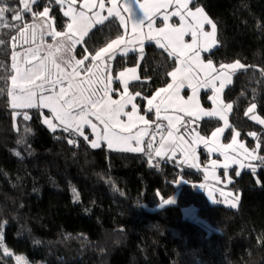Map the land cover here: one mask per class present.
<instances>
[{"label":"trees","instance_id":"trees-1","mask_svg":"<svg viewBox=\"0 0 264 264\" xmlns=\"http://www.w3.org/2000/svg\"><path fill=\"white\" fill-rule=\"evenodd\" d=\"M0 3L17 7L18 0ZM194 5L202 6L217 24L219 44L211 56L215 63L239 60L245 65L224 97L233 104L232 129L250 143L248 133L256 131L264 156V126L245 114L255 103L254 113L264 119V0H194ZM51 15L60 27L68 19L58 5L52 6ZM6 18L20 24L11 21L10 13ZM30 20L25 15V22ZM94 32L88 41L92 49L118 34L99 25L86 39ZM15 34L0 28L5 40L0 77L14 74L10 37ZM144 48L141 62L132 53L117 56L114 64L121 69L140 63L142 81L148 80L132 86L149 96L171 80L167 73L176 61L154 43ZM0 87L5 89L0 91V264H16L4 248L24 255L30 264H264V167L259 160L255 173L246 171L232 184L241 190L237 209L210 205L193 184L202 180L193 168L174 161L150 163L144 154L92 148L83 137L52 132L37 109L13 110L3 79ZM14 111L29 112L31 120L15 117ZM43 112L51 115L48 109ZM211 120L200 126L202 132L210 134L220 126ZM28 126L31 132L25 134ZM174 194L177 204L160 207ZM193 206L201 223L183 215V208Z\"/></svg>","mask_w":264,"mask_h":264},{"label":"snow or ice","instance_id":"snow-or-ice-1","mask_svg":"<svg viewBox=\"0 0 264 264\" xmlns=\"http://www.w3.org/2000/svg\"><path fill=\"white\" fill-rule=\"evenodd\" d=\"M110 7L105 12V0H83L81 10L77 11L75 5L77 0H18L17 7H12L7 3H0V28H8L10 31H15V35L10 37V43L13 48L11 54V70L14 74L0 77L4 80L6 86V96L9 99L10 107L13 110L23 109H37V116L41 123L52 131L56 132L58 129L70 134H76L85 141H88L92 148L101 147V141L106 143L108 149L127 152H145V147L150 151L145 152L149 157V162L155 157H163L166 153L163 151V139L158 148H153V141L156 135H165L161 132L162 128L169 129L166 133L167 137H172L171 129L176 128V124H182L184 132L181 133L177 139L181 142L183 159L178 163H187L189 167L198 168L197 154L194 145L203 142L209 153L217 150L212 143L214 142L218 147H222L224 152L233 149L237 145L236 137L240 136L239 131H234L231 143L226 145H219V138L224 133L225 129L230 128L226 112L231 111L233 105L231 103H223L220 100V93L225 87L226 83L231 82L229 72H234L237 69L245 68V65L239 61L234 63H222L217 67L211 58L214 55L213 49L219 44L217 39V24L208 16L204 8L199 5L189 7L194 4V0H144L140 3L139 0H108ZM58 5L63 10V16L69 17L67 22V31H56L54 27L55 17L50 15L52 5ZM133 5H138L139 11L142 13L138 15L134 10ZM175 5V10L171 13L172 16H178L180 20L179 26L166 25L159 29H154L155 20L154 15L159 12L161 8H168ZM83 9H87L84 11ZM96 9V11H93ZM10 13L11 21H18L20 24H11L6 18V14ZM90 13V15H89ZM127 14V16L125 15ZM25 15L32 19V23L25 22ZM168 15H164L163 20L167 21ZM145 20L148 21V32H143ZM108 22L107 25L105 22ZM131 22V28H129ZM205 24L210 26L209 31L204 30ZM101 25L104 27L113 28L118 34L115 38H109L98 49L89 51L88 43L84 38L89 35V32ZM123 32H120V29ZM31 30V35H26ZM103 30L102 28L97 31ZM190 34L192 36L191 43H185L184 36ZM37 35L41 41L45 35L55 38H65L53 46L48 45L46 49H42L40 45L36 47H28L24 52H16L18 42L22 44L35 43ZM96 33H92L89 41L94 38ZM155 40L156 45L168 54L169 57L179 62L180 67H175L174 70L167 73L172 77V83H168L166 87L155 91V94L149 98L141 91L135 90L130 93L128 88V74H131V79L142 81V78L137 75L139 63L135 67L126 68L119 71L116 79L123 82V90L119 87L113 89L111 87L113 75L111 61L116 59V53L119 50L120 54L126 56L129 51V44L137 43L138 48L132 49L139 51V60H143L144 40ZM5 44V40L0 39V46ZM81 45V59H75L71 55L75 46ZM123 46V47H122ZM41 51L45 52L41 56ZM201 52L209 53L207 59L201 58ZM24 56L23 63L30 65L28 67L20 66L18 57ZM89 61V65L82 69L89 75V80H78L77 77L81 74V69L78 66L84 65L85 61ZM35 61V62H34ZM195 65L197 71L193 72ZM118 67L120 64L118 63ZM5 66H0L3 68ZM71 68L70 72L66 69ZM93 69L96 71L93 72ZM94 77V79H93ZM148 80L147 77L144 81ZM10 81V85L8 84ZM65 81H67L65 83ZM216 81H219V87L216 86ZM59 85V87H58ZM87 85V86H85ZM98 85V86H93ZM189 87L192 90V95L184 100L179 96V92L184 87ZM199 86L211 87L214 95L211 97L217 108L213 110H205L201 107L197 98V88ZM138 87V86H136ZM0 87V91H4ZM115 92L119 95V99H112L110 93ZM162 94H166L162 96ZM137 97L147 101L148 111L155 109L156 119L161 118V110L165 112L168 109L175 108L176 111L184 112L188 117H194L188 121H183L181 117L175 118L170 115H165L164 120L168 124H157L152 136L149 138L147 145H144V136L149 131L144 128L138 132L133 133L132 129L139 123L149 125L153 123L145 118L144 115H139V105L135 103ZM161 98L155 105L153 101ZM177 101L181 103L177 104ZM131 105V111L126 112L125 108ZM257 105L255 103L247 109L246 115L250 119L264 125V119L258 115L253 114ZM48 109L51 112V117L44 115L43 109ZM15 116L22 115L24 121L31 120V115L27 111H14ZM124 115L128 120L122 121L120 117ZM89 117H95L99 124L103 126L102 131L96 123H93ZM202 117H218L223 121V127H215L211 132L210 137H206L199 132V121ZM56 121L57 123H53ZM196 124V127H191ZM87 125L95 134V139L89 141L88 135H85L84 126ZM119 129V131H116ZM19 130V129H18ZM25 134L31 132L30 126L25 127ZM124 133H129L124 135ZM252 137H256L255 132L248 133ZM188 136L189 140L184 137ZM135 140V146L130 141ZM68 143L77 144L78 142L69 139ZM187 145L188 147H183ZM239 148L243 149L244 158L253 161L259 160L260 166L264 167V156H259L256 149L260 148V143H257L255 148L251 151L245 147L241 142ZM223 154V153H222ZM19 155V153H17ZM175 154L169 155V159H174ZM228 157L225 156L224 163H219L217 160L211 161V164L216 167H229L227 163ZM235 162V160L233 161ZM156 166V165H153ZM248 167L253 173L256 167L252 164L243 165L241 168ZM241 171L234 172V176L239 177ZM227 176V173H225ZM219 182V178H217ZM228 183H232V178H227ZM187 183V181H184ZM256 183L260 184L259 178ZM195 186V185H194ZM204 187V185H200ZM75 191V190H73ZM221 196L230 197L231 200H219L213 198V203H229L232 208L238 207L240 201V194L237 192L224 193L221 189ZM210 197L212 192H209ZM175 201L171 199L163 200L162 205H170ZM3 240V235L0 233V241ZM4 254L11 255L7 248H4ZM17 261H22V257H16Z\"/></svg>","mask_w":264,"mask_h":264},{"label":"rangeland","instance_id":"rangeland-1","mask_svg":"<svg viewBox=\"0 0 264 264\" xmlns=\"http://www.w3.org/2000/svg\"><path fill=\"white\" fill-rule=\"evenodd\" d=\"M99 2V0H97V3ZM140 3H143L144 0H139ZM121 3H123V0H121ZM83 4V0H77V4L75 5L77 11L81 10V5ZM54 6V4L52 5ZM110 7V4L108 3V0H105V12L101 13L102 15H106V10L107 8ZM189 7H193L192 5H189ZM133 8L134 10L137 12L138 15H141L142 16V13L139 11V8H138V5H133ZM63 10H66V6H65V9ZM63 10H61L62 14H63ZM84 11H87V9H83ZM175 10V5H172L168 8H161L159 10L158 13H156L153 17V19L155 20V23L153 25V28L154 29H159L161 27H165L166 25H175V26H179L180 24V20H179V17L178 16H172L171 13ZM93 11H96V9H93ZM52 13V11H51ZM50 13V15H51ZM208 14V12H206ZM7 15V14H6ZM90 15V13H89ZM125 15L127 16V14L125 13ZM164 15H168L169 16V19L167 21H164L163 20V17ZM208 16L210 17V15L208 14ZM68 18L65 22V24L63 25V27H60L61 25V22H59L57 19H55V22H54V27H55V30L56 31H60V30H64V31H67V22H69L70 18L69 17H66ZM211 18V17H210ZM212 19V18H211ZM107 22V21H106ZM26 23H32V19L30 21H27ZM148 21L145 20V25H144V28H143V32L147 33L148 32ZM99 26V25H97ZM96 27H94L90 32H92L93 30H95ZM129 28H131V22H129ZM204 30L205 31H209L210 30V26L205 24L204 26ZM89 32V33H90ZM122 32H123V29H122ZM26 35H31V30H29V33H27ZM87 37L84 38L85 42L88 43V39H86ZM61 39H65V38H53L51 36H48V35H45L43 37V40L41 41L39 35H37V38H36V42L35 43H30V44H22V42H18L17 43V47L19 48V52H24V50L28 47H36L37 45H40V47L42 49H46L48 45H53L55 46L59 40ZM184 41L185 43H191L192 42V36L190 34H186L184 36ZM147 43H155V40H148L145 38L144 40V43H143V47L145 46V44ZM102 46V45H101ZM88 47H89V43H88ZM123 47V46H122ZM129 47V51L127 53L126 56H129L131 55L132 53H138L139 56H140V53L139 51H133L132 49L134 48H138L139 45L137 43H132V44H129L128 45ZM158 47V46H157ZM218 47V46H217ZM216 47V48H217ZM99 48V47H98ZM145 49V48H144ZM215 49V48H214ZM213 49V51H214ZM81 45L77 44L75 46V48L72 50V53L71 55L75 57V59H81ZM93 49L91 47H89V51H92ZM144 54V53H143ZM208 54L209 53H205V52H201V58L202 59H207L208 57ZM41 56H44L45 55V52L44 51H41L40 53ZM120 52L119 50L117 51L116 53V57L117 56H120ZM24 56H20L18 57V61L20 63V66L22 67H28L30 65H25L23 63L24 61ZM213 60V59H212ZM236 61H239V60H234V61H230L228 63H234ZM35 62V61H34ZM141 62V61H140ZM240 62V61H239ZM115 60L111 61V65H112V75H113V80H112V84H111V87L113 89H116L117 87H119V89L121 90V93H122V90H123V82L116 79V77L118 76V73L119 71H123L124 69L126 68H130V67H135L137 64L135 65H132V66H128V67H125V68H121V69H115ZM213 63L219 67V65L217 63H215V61L213 60ZM241 64H243L242 62H240ZM89 65V61H85V64L84 65H81V66H78L79 69H81V74L79 77H77L78 80H83V81H87L89 80V75L87 73H85L84 71H82L83 68H85V66H88ZM175 67H180L179 65V62L176 61V64H175ZM174 67V68H175ZM139 68H140V63H139ZM139 68L137 69V75L140 76V70ZM173 68V70H174ZM240 69H237L235 70L234 72L230 71L229 72V76L231 78V82L230 83H226L225 84V87L224 89L222 90V92L220 93V100L223 101V103H231L229 102L227 99H225L224 97V93L225 91L227 90V87L231 85L233 79H234V74L236 72H238ZM71 71V68H68L66 69V72H70ZM96 70L93 69V72H95ZM197 71L195 65L193 66V72L195 73ZM131 74H128V88H129V92L132 93L134 92L135 90H139V89H134L133 88V83H136V82H139L137 80H134V79H131ZM141 77V76H140ZM94 79V77H93ZM170 81L168 83H172V77L170 76ZM67 81H65L66 83ZM167 83V84H168ZM219 81H216V86L219 87ZM167 84H165V86L163 87H160L156 90H159L161 88H164L167 86ZM87 86V85H85ZM93 86H98V85H93ZM59 87V85H58ZM155 90V91H156ZM140 91V90H139ZM155 94V92L151 95H145L149 98H151L153 95ZM111 95V98L112 99H119V95H117L115 92H112L110 93ZM166 94H162V96H164ZM192 95V90L191 88L189 87H184L180 90L179 92V96L180 97H183L184 100H187L190 96ZM214 95V91L211 87H208V86H199L197 88V98L200 102V105L202 108H204L205 110H213V109H216L217 108V104H214L211 97ZM161 98H157L156 100L153 101V104L155 105L156 103L159 102ZM135 103H137L139 105V112L138 114L139 115H144L146 119H148L149 121H152L153 123H150L149 125H144L143 123H139L136 127H134L132 129V132L135 133V132H138L144 128H148L149 131L147 132V134L144 136V145L146 146L147 143H148V140L149 138L152 136L153 134V131L155 130L156 128V125L157 124H165L167 125L168 124V121L167 120H164L163 117L165 115H170V116H173L174 118L176 116H179L182 118L183 121H188L190 119H194V117H188L184 112H180V111H176L175 108H169L167 112H165L163 110V106H162V110H161V118L159 120L156 119V116H155V109L153 107V110L152 111H148V105H147V101L146 100H142L140 97H137L136 100L134 101ZM181 103L180 101H177V104ZM232 104V103H231ZM233 105V104H232ZM20 110V109H18ZM24 110V109H23ZM27 110V109H26ZM46 110V108L44 109ZM125 111L126 112H130L131 111V105L129 104L126 108H125ZM233 109L231 111H228L226 112V115H227V118H228V121H229V124L231 125L230 128H227L225 129L224 133L220 136L219 138V145L222 146V145H226L228 143H231V140H232V137L234 136V131H238L236 128H233L232 129V123H231V120L230 119V115L232 113ZM255 115H258L257 113H254ZM46 116H49L51 117V115H46ZM259 116V115H258ZM16 117V116H15ZM260 117V116H259ZM89 119H91L93 121V123H96L99 127V130L102 131V128L103 126L99 124V121H97L95 119V117H89ZM211 119H217L218 121L221 122L220 126L219 127H223V121L220 120L218 117H212V118H209V117H202L199 121H197V123L199 124V132L201 135L203 136H206V137H210L211 136V133L208 134V133H204L200 130V126L202 124H204V128L206 125L208 124H211V122L208 120H211ZM120 120L122 121H127L128 120V117L127 116H124L122 115L120 117ZM212 121V120H211ZM53 123H57L56 121H53ZM258 123V122H257ZM261 125V124H260ZM264 126V125H263ZM191 127L195 128L196 127V124H193ZM176 128L179 129V132H177L175 129H171L172 132H173V135L172 137H167L166 133L169 129L167 128H162L161 129V132L165 133V135L163 136V138L161 137V135H156V139L152 142L153 143V148H158L159 145H160V142L161 140L163 139V151L166 153V155H164L163 157H155L151 160V162H155V161H174L176 163V165L178 166V163L181 159H183V153H182V145H181V142L177 139V137L184 132V128L182 126V124L180 123H177L176 124ZM84 132H85V135H88V138L90 139L89 141L91 140H94L95 139V134H90L92 133V129L90 127H88L87 125L84 126ZM215 129L211 130L214 131ZM116 131H119V129H116ZM251 132H254V131H251ZM249 132V133H251ZM255 133L257 134V132L255 131ZM129 133H124V135H128ZM76 135V134H75ZM77 138H80L81 136L79 135H76ZM248 137L253 140L254 142L250 143L246 138H242L241 136V133H240V136L239 137H236L237 139V145H234V148L233 149H229L227 150V152H224V149L222 147H218L214 142L212 143L211 146H213L214 148H216L217 150L209 153L207 151V148L205 147L204 143L203 142H200L196 145H194V147L196 148V154H197V164H198V168H193L197 174H199L200 176H202V180L199 181V182H196V183H193L195 185V188L200 191V192H204L206 197L208 198V201H209V204L210 205H222V206H229V203H219V204H216V203H213V198L215 199H219V200H231L230 197H226V196H221V192L220 190L222 189L224 191V193H228L229 191L231 192H237L241 195V190L238 189V188H235V186H233L232 184L235 183L236 179L237 178H241L244 174V172L246 171H249L251 173H253L251 171L250 168L248 167H243L241 168V164L243 165H248V164H252L256 167V162L258 160H251L250 158L249 159H245L244 158V153H243V149H240L239 148V143H243L245 145L246 148H248L250 151L252 149L255 148L256 144L257 143H260V141L258 140V135H256V137H252L251 135H248ZM185 140H189V137L188 136H185L184 137ZM101 147L102 146H106V143L104 141H101ZM130 143L135 146V140L133 141H130ZM183 147H188L187 145H183ZM260 149V148H259ZM259 149H256V153L260 156V152H259ZM111 151H116V152H127V151H117V150H112V149H109ZM147 151H150L149 149H147L145 147V152ZM145 152H129V153H133V154H136V153H140V154H144L145 155ZM175 154L174 156V159H169L168 156L169 155H172V154ZM223 153V154H222ZM146 157H148L147 155H145ZM225 156L228 157V160H227V163L229 165V167L227 169L223 168V167H214L212 164H211V161L213 160H217L219 163H224L226 162L225 161ZM235 160V162H233ZM179 167H185V168H192V167H189L187 163L185 164H179ZM241 171V175L239 177H236L234 176V172L235 171ZM225 173H227V176H225ZM256 176V174H255ZM228 177H231L232 178V183H228L227 182V178ZM217 178H219V182L217 181ZM182 183V179L179 181V185H181ZM200 185H204V187H200ZM212 192V196L210 197L209 195V192ZM178 194H174L173 196H171L169 199L171 200H174L175 202L173 204H177L178 202ZM240 199H241V196H240ZM240 203V201H239ZM173 204H170V205H164V206H171ZM162 205V203H161ZM160 207H163L161 206ZM239 205V204H238ZM232 208V207H230ZM234 209H237L234 208ZM198 214H199V209H197V207L193 206V207H185L183 208V215L185 218H188L190 219L191 221L195 220L197 222H202L203 220L201 218L198 217ZM15 258V262L16 264H30L26 259H25V256L24 255H15L13 254L11 251H9ZM22 257L23 260L22 261H17L16 257Z\"/></svg>","mask_w":264,"mask_h":264}]
</instances>
